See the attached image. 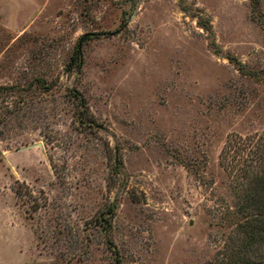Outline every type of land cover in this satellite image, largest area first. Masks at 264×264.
Segmentation results:
<instances>
[{"label": "rangeland", "instance_id": "1", "mask_svg": "<svg viewBox=\"0 0 264 264\" xmlns=\"http://www.w3.org/2000/svg\"><path fill=\"white\" fill-rule=\"evenodd\" d=\"M257 190L264 0H0V264H240Z\"/></svg>", "mask_w": 264, "mask_h": 264}, {"label": "trees", "instance_id": "2", "mask_svg": "<svg viewBox=\"0 0 264 264\" xmlns=\"http://www.w3.org/2000/svg\"><path fill=\"white\" fill-rule=\"evenodd\" d=\"M93 35L88 34L83 36L77 46L75 54L71 58L69 63V69H81L83 66V45L92 39ZM252 203L245 206L246 211L250 212V216L247 217V223L243 226L247 233V244L244 250L248 253L247 259L242 260L240 264H251L255 262L256 258L253 246L255 244H264V191H258L252 194ZM253 211V213H252ZM259 261V260H257Z\"/></svg>", "mask_w": 264, "mask_h": 264}]
</instances>
